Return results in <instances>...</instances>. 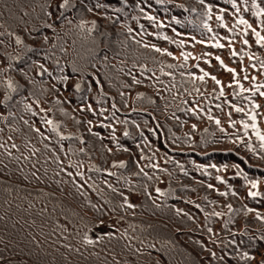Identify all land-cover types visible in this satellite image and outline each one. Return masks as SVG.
Segmentation results:
<instances>
[{
  "label": "trees",
  "instance_id": "1",
  "mask_svg": "<svg viewBox=\"0 0 264 264\" xmlns=\"http://www.w3.org/2000/svg\"><path fill=\"white\" fill-rule=\"evenodd\" d=\"M64 4L0 0V247L264 264V0Z\"/></svg>",
  "mask_w": 264,
  "mask_h": 264
},
{
  "label": "snow or ice",
  "instance_id": "2",
  "mask_svg": "<svg viewBox=\"0 0 264 264\" xmlns=\"http://www.w3.org/2000/svg\"><path fill=\"white\" fill-rule=\"evenodd\" d=\"M67 2H68V0H65V4L64 5H62V7H64V6H66L67 5ZM261 14H264V10H261V11H258L257 13H256V15H261ZM239 23H241V24H247V21L246 20H244V19H241L240 21H239ZM249 27H251V25H248ZM253 31H255L254 29H253ZM256 36H257V38H258V42H264V37H261L260 36V34L257 32L256 33ZM245 43H247V41H245ZM217 47H223V45H220V44H218V45H216ZM157 51H160V49H157ZM217 60H220V58L219 57H217ZM221 62V64H223V61H220ZM228 71H234L233 69H228ZM200 79H203V77H200ZM212 79L213 80H215L216 78L215 77H212ZM217 83H219V81H216ZM261 95H264V93H261ZM236 111H243V109H241V108H236ZM255 115H253L252 116V119L253 120H255ZM47 123H52L51 121H47ZM217 123H218V121H217ZM244 127L245 128H247L248 127V125H247V123H245V125H244ZM253 128H255V125H253ZM37 131H39L38 129H37ZM257 136L259 137V139L262 141V142H264V135H260V133H259V131H257ZM262 147H264V143H262ZM121 167L123 166V164H121L120 165ZM253 187H256V184L255 183H253ZM222 194H224V195H226V193H222ZM250 195H252V196H255V195H257V193H250ZM92 241H89V243H91Z\"/></svg>",
  "mask_w": 264,
  "mask_h": 264
},
{
  "label": "bare ground",
  "instance_id": "3",
  "mask_svg": "<svg viewBox=\"0 0 264 264\" xmlns=\"http://www.w3.org/2000/svg\"><path fill=\"white\" fill-rule=\"evenodd\" d=\"M0 255L3 256V260H0V264H5L6 261L8 260H11V259H14L13 256L3 252V251H0ZM22 264H28L27 262L23 261Z\"/></svg>",
  "mask_w": 264,
  "mask_h": 264
},
{
  "label": "rangeland",
  "instance_id": "4",
  "mask_svg": "<svg viewBox=\"0 0 264 264\" xmlns=\"http://www.w3.org/2000/svg\"><path fill=\"white\" fill-rule=\"evenodd\" d=\"M3 259H4L3 256L0 255V260H3Z\"/></svg>",
  "mask_w": 264,
  "mask_h": 264
}]
</instances>
